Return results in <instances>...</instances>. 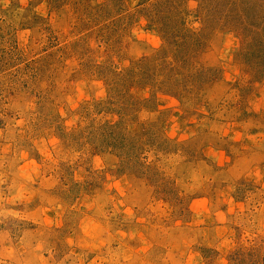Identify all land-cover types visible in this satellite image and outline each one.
I'll list each match as a JSON object with an SVG mask.
<instances>
[{
    "label": "rangeland",
    "instance_id": "1",
    "mask_svg": "<svg viewBox=\"0 0 264 264\" xmlns=\"http://www.w3.org/2000/svg\"><path fill=\"white\" fill-rule=\"evenodd\" d=\"M0 264H264V0H0Z\"/></svg>",
    "mask_w": 264,
    "mask_h": 264
}]
</instances>
